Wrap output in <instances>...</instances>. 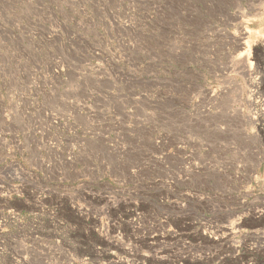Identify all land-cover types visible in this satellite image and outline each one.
<instances>
[{"label": "rangeland", "instance_id": "rangeland-1", "mask_svg": "<svg viewBox=\"0 0 264 264\" xmlns=\"http://www.w3.org/2000/svg\"><path fill=\"white\" fill-rule=\"evenodd\" d=\"M0 264H264V0H0Z\"/></svg>", "mask_w": 264, "mask_h": 264}]
</instances>
